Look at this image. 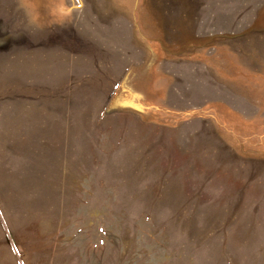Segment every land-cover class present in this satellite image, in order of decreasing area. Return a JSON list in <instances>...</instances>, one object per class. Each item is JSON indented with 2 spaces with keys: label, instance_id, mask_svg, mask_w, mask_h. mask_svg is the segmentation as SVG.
Wrapping results in <instances>:
<instances>
[{
  "label": "rangeland",
  "instance_id": "rangeland-1",
  "mask_svg": "<svg viewBox=\"0 0 264 264\" xmlns=\"http://www.w3.org/2000/svg\"><path fill=\"white\" fill-rule=\"evenodd\" d=\"M0 264H264V0H0Z\"/></svg>",
  "mask_w": 264,
  "mask_h": 264
}]
</instances>
